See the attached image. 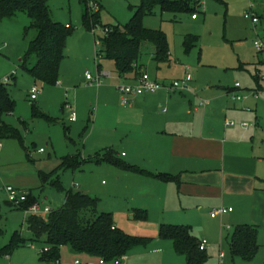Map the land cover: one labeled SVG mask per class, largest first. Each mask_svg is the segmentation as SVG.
I'll return each mask as SVG.
<instances>
[{"label":"rangeland","instance_id":"374dc122","mask_svg":"<svg viewBox=\"0 0 264 264\" xmlns=\"http://www.w3.org/2000/svg\"><path fill=\"white\" fill-rule=\"evenodd\" d=\"M96 1L97 7L95 5L92 9L100 11L101 25L94 33L83 26L84 7L79 0L48 1L53 21L73 28L66 42L56 85L35 81L21 68V60L33 38V32L25 35L26 28L31 24L28 15L19 13L12 20L0 21V83L7 86L15 101L14 112L4 120L22 136V142L16 139L0 141V203L3 215L0 227L4 231L0 236L1 246L8 244L17 231L27 241L32 237L25 226V220L31 214L7 204L6 188L10 183L1 175L3 168H9L11 173L20 176L42 208L50 211L65 203V192L51 186V181L57 179L66 191L72 189L86 194L91 190L94 194H89L100 200V207L112 213L113 219L118 207L122 208L132 201L123 183L115 186L117 168L97 161L98 155L107 150L119 154L123 151L128 127H119L116 121L121 107H130L131 103L125 106L117 91V87L124 83L116 81L119 74L115 63L97 58L96 52L101 47L97 42L105 36L103 27L130 23L142 0ZM201 1L204 5L198 8L196 20L191 14L163 12L159 7L152 15L143 18L145 28L164 32L170 58L158 68L147 44L142 47L138 70L147 73L151 79L157 76L161 82L171 85L182 80L187 69L192 78L188 91L195 88L197 93L170 92L172 97L179 96L188 109L190 102L199 105L202 101L211 104L214 100L222 107L237 110L242 115L241 122L251 126L248 130H257L258 137L264 138V55L254 46L256 41L264 43V0ZM252 12L260 17L257 25L249 16ZM187 36L198 39L189 53L184 47ZM30 62L33 65L35 59ZM97 65L113 75L99 88L89 86L86 81L87 73L93 77L97 75ZM237 84L239 89L235 90ZM35 86L40 92L37 100L32 101L30 93ZM230 90L234 92L229 93ZM254 94L258 95V99L254 98ZM235 95H246L248 99L244 103H236L233 100ZM162 104V108L158 105L159 115L164 109L168 110L166 103ZM36 111L42 115L36 116ZM72 112L76 114V121L71 120ZM228 121L237 123L231 117ZM66 157H79L87 162L77 169H63ZM120 159L126 161L125 158ZM41 173L53 174L52 179L43 184ZM146 215V220L138 219L135 223L148 221V213ZM28 246L37 252L42 249L41 244L29 243ZM223 253V261L233 264L228 245L224 246ZM218 255L217 251L213 257L218 260ZM237 261V264H248L243 260ZM208 264L214 263L209 260Z\"/></svg>","mask_w":264,"mask_h":264},{"label":"crops","instance_id":"0c3cea01","mask_svg":"<svg viewBox=\"0 0 264 264\" xmlns=\"http://www.w3.org/2000/svg\"><path fill=\"white\" fill-rule=\"evenodd\" d=\"M151 46L149 51L154 60V47ZM161 64L157 63L158 68ZM187 74L185 69V76ZM136 78L135 74L119 75L116 81L133 84ZM163 90L136 97L130 107H121L116 123L119 127H128V142L121 145L123 151L117 155L125 158L127 164L154 175L178 176L180 184L116 169L115 186L123 183L132 201L116 209L114 223L128 235L148 239L145 245L131 249L119 264H187L186 256L175 251L173 241L159 237L162 224L191 227L199 242L207 241L208 262L214 264H227L223 261V249L225 245L229 247L230 236L237 227L256 226L259 252L247 263L264 264V138L258 137L257 130H248L251 126L244 127L246 123L241 122L242 115L237 110L222 107L214 100L211 104L205 101L206 106L201 105L203 101L199 105L190 102L188 109L179 96L172 97L170 92ZM187 92L194 95L197 89L182 93ZM163 102L168 106V110L161 111L164 116L158 112V105L162 108ZM228 117L237 123L228 121ZM231 122L233 125H228ZM1 171L10 186L30 192L21 177L11 173L9 168ZM89 193L93 192L86 193L91 197L94 194ZM220 208L232 211L213 218L212 212ZM98 210L110 213L100 207V200ZM138 210L148 213V221L135 223ZM217 251L218 260L213 257ZM237 260L241 259L232 258L233 264H237ZM56 261L41 260V255L27 245L1 264H56ZM58 261L60 264H99L100 258L77 254L64 246Z\"/></svg>","mask_w":264,"mask_h":264},{"label":"trees","instance_id":"16d2710c","mask_svg":"<svg viewBox=\"0 0 264 264\" xmlns=\"http://www.w3.org/2000/svg\"><path fill=\"white\" fill-rule=\"evenodd\" d=\"M49 0H0V21L12 20L19 13H25L30 18L31 24L25 30L28 36L33 32L25 57L22 59L21 68L28 72L35 81L46 85H56L59 80V71L68 37L73 33V28L53 21L48 7ZM84 7L82 23L86 30L93 31L101 25L100 11H93L91 3L98 4L96 0H79ZM198 0H142L141 6L135 12L130 23L125 26H104L105 36L100 39L101 47L96 52L100 58L115 63L116 71L120 76L135 74L137 77L138 62L142 55V45L150 44L154 47V61L158 64L169 59V46L164 32L150 30L143 26V18L152 15L156 7L163 12L185 13L195 15L198 12ZM260 18V17H259ZM197 38L187 36L184 47L187 53L196 46ZM35 63L31 65V60ZM100 68V65H98ZM137 67V68H136ZM15 110V101L9 89L0 83V141L16 139L22 142L20 132L5 122V117ZM36 116H41L39 111ZM98 162H107L116 168L132 171L138 174L153 176L162 182L180 184L178 176L170 174L154 175L131 166L122 161L113 150L98 155ZM86 160L79 157H66L63 159V169L80 168ZM53 174L41 173L43 184L52 179ZM51 186L59 192H65V203L59 209L47 215H31L26 220L27 229L32 237L27 241L20 232H15L10 242L0 245V264L19 248L29 243L41 244L42 249L49 251L41 255L43 261H56L60 249L69 247L77 254H88L111 262L125 257L127 253L138 246H143L148 239L131 236L116 227L111 213L99 212V199L74 190L66 191L57 179L51 181ZM30 193V192H29ZM37 198L29 194L28 201L20 207H15L10 202L7 204L18 210L26 211ZM135 220H146V211L138 210ZM142 214L143 216H138ZM3 219L2 204L0 203V223ZM4 231L0 227V236ZM258 228L251 225L237 227L229 239V249L232 258H240L251 262L259 252L257 243ZM159 237L171 240L175 251L186 256L187 264H207L208 254L200 251L199 240L193 236L189 226L165 225L160 226Z\"/></svg>","mask_w":264,"mask_h":264},{"label":"built area","instance_id":"2783aa9c","mask_svg":"<svg viewBox=\"0 0 264 264\" xmlns=\"http://www.w3.org/2000/svg\"><path fill=\"white\" fill-rule=\"evenodd\" d=\"M198 1H199L198 7L200 8L204 5V3L201 0H198ZM90 5L92 8H94V6L96 4L91 3ZM96 7H97V5H96ZM249 16H252L253 23L255 25H257L259 23L260 18L258 17V15L256 13L252 12ZM249 16H247V17H249ZM197 18H198L197 13L195 15H192L193 20H196ZM66 27L69 28L70 26L68 25ZM95 30H93L92 32L94 33ZM97 45H101V41H98ZM254 46L258 52H260L264 55V43L261 40L256 41L254 43ZM97 58H100V57L97 55ZM112 76L113 75L111 72L104 71L102 69H99V67H98L97 75L95 77H93L89 73L86 74V81H87L89 86L101 87L102 84L104 83V81L111 79ZM191 82H192V78L189 74H187L182 80L176 81V82L172 83L171 85H166L164 82H161V81L155 80V79H151L147 73L139 72L135 83H133V84H125L124 83V84L117 87V91L122 96L123 103L129 104V103H132L133 99L136 97H140V96H144V95H148V94H155L158 91L163 90V89L168 91V92L188 91ZM236 88H239L238 84L236 85ZM39 92L40 91H39L38 87L35 86L32 88L31 93H30V98L32 101L37 100ZM253 96L255 98L258 97L257 94H254ZM246 99H248V96H246V95H235V96H233V100L237 101V102L243 101ZM206 104H207V102H205V101H203L201 103L202 106H206ZM71 120L76 121V114L74 112H72ZM228 125H233V122L228 123ZM247 126H248V124H244V127H247ZM0 147H1V145H0ZM6 192L8 194L9 202L12 205H14L15 207H20L23 203H26L28 201V197L30 194L29 192L17 190L11 186H8L6 188ZM231 211H232V209L220 208V209L214 210L212 212L211 216L213 218H215L218 215H225ZM25 212H26V214H31V215H47L51 211L47 208H45V209L42 208V205L37 202V203L33 204ZM199 249H200V251H206L207 241H205V240L201 241ZM48 251H49L48 248H44V249H41L40 251H38V253L40 255H43V254L47 253ZM221 257H223V255H221ZM123 259H124V257H122L119 260H115L114 262L116 264H119L120 261ZM105 263H106L105 260L100 259L99 264H105ZM56 264H60V262L57 260Z\"/></svg>","mask_w":264,"mask_h":264}]
</instances>
